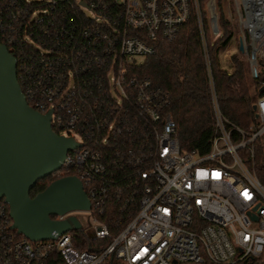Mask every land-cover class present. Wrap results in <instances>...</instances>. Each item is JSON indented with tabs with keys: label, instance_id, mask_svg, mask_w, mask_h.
I'll return each mask as SVG.
<instances>
[{
	"label": "built area",
	"instance_id": "2783aa9c",
	"mask_svg": "<svg viewBox=\"0 0 264 264\" xmlns=\"http://www.w3.org/2000/svg\"><path fill=\"white\" fill-rule=\"evenodd\" d=\"M31 1L54 5L58 0H0L1 39L11 42L12 38L5 36V31L16 30L19 21L41 22L49 18L46 9L27 11L25 7ZM77 2L94 22L80 29L78 36L87 43L86 57L104 66L102 84L107 88L108 101L92 106L82 104L76 97L73 75L68 70L64 76L66 83L44 84L43 98L36 101L33 108L41 113L52 110V129L79 143L66 154L61 168L54 173L62 177L70 168L75 170L91 203L88 211L96 221L86 230L87 237L111 239L104 247L94 250L75 246L71 231L54 233L53 239L30 240L11 228L8 205L0 200V264H178L200 263L204 259L215 264H232L262 257L264 186L241 151L252 155L253 143L264 136V92L253 105L257 123L247 131L236 127L240 138L234 141L233 127L227 126L211 83L214 132L210 150L200 154L180 147L175 122L164 112L167 97L152 90L148 80L128 77L125 73L128 65L139 63L154 52L152 41L159 36L172 39L192 15L208 63L198 0H114L120 7L115 20L102 19L86 3ZM231 2L238 27V47L241 43L250 75L256 78L259 58L264 61V0ZM209 4L214 11L215 0H207L205 9L211 32L217 36V18L215 16L217 31L214 32ZM26 40L37 47L44 58L52 53L51 48L35 43L28 34ZM62 47L61 43L59 48ZM76 53L79 54V50ZM57 60L65 62V52L61 51ZM124 102H129L136 114L145 118L143 126L151 125L157 130L150 165L138 172L146 179L138 209L124 227L110 237L108 227L98 219L108 192L109 172L94 145L97 141L105 144L121 132L126 119L123 116L121 120ZM136 120L135 116L133 121ZM92 141L94 144L90 146ZM128 154L132 151L128 150ZM129 162L126 160V164ZM69 213L52 218L63 220Z\"/></svg>",
	"mask_w": 264,
	"mask_h": 264
},
{
	"label": "trees",
	"instance_id": "16d2710c",
	"mask_svg": "<svg viewBox=\"0 0 264 264\" xmlns=\"http://www.w3.org/2000/svg\"><path fill=\"white\" fill-rule=\"evenodd\" d=\"M77 1L58 0L54 5L31 1L25 7L27 11L46 9L49 18L41 22L19 21L16 30L10 33L5 31V36L12 38L11 42L0 37V43H5L16 59L17 80L27 102L34 108V103L43 98L41 90L44 84L66 83L64 76L68 70L73 75L76 97L83 101L82 104L92 106L96 102L104 104L108 101L107 88L102 84L104 66L86 57L84 52L87 51V43L78 36L80 29L94 25V22L85 15ZM79 1L86 3L102 19L115 20L120 12L114 0ZM206 1L198 0L203 16L208 63L203 54L198 25L192 15L172 39L159 36L152 41L154 52L145 56L141 62L128 65L125 71L128 77L148 80L152 90L167 97L164 112L169 113L175 122V135L180 147L189 151L196 150L200 154L210 150L214 132L211 83L221 114L227 126L233 127L232 137L237 141L240 134L235 130L236 127L247 131L257 123L253 105L256 97L263 93L259 92V88L264 80V61L259 60L257 77L252 78L246 57L237 49L238 40L235 41L237 52L231 55L232 64L224 65L222 52L225 61V53L231 51L229 45L237 30L232 2L215 0L219 34L214 36L206 17ZM5 23L9 24L8 21ZM27 34L35 43L51 48L52 53L46 54L44 58L37 47L26 40ZM61 43L63 47L59 48ZM61 51L65 52V62L57 60ZM100 83L101 86L98 85ZM123 106L121 120L123 116L126 117L123 123L125 128L122 127L121 132L105 144L97 141L94 145L100 151L109 172L108 192L98 219L108 227L110 237L116 235L138 209L140 192L146 182L138 172L150 165L155 149L154 132L157 130L154 131L151 125L143 126L145 118L136 114L137 111L129 102H124ZM135 116L137 120L133 121ZM93 144V141L89 143L90 146ZM128 150L132 151L131 155ZM253 151V160L249 156L246 158L248 163L252 161L251 165L264 186V147L258 139L253 143ZM241 153L247 154L245 150ZM126 160L130 162L126 164ZM66 175H76V172L70 168ZM57 178V173H52L39 180L30 195L42 191ZM71 234L75 246L87 250L102 248L111 239L91 240L82 229H73ZM178 264L215 263L204 259L200 263ZM232 264L262 262L259 257L242 259Z\"/></svg>",
	"mask_w": 264,
	"mask_h": 264
},
{
	"label": "water",
	"instance_id": "95a60500",
	"mask_svg": "<svg viewBox=\"0 0 264 264\" xmlns=\"http://www.w3.org/2000/svg\"><path fill=\"white\" fill-rule=\"evenodd\" d=\"M238 49L243 51L241 43ZM51 113L28 104L17 80L16 59L0 43V200L8 205L11 228L30 240L53 239L54 233L80 229L75 216L63 220L52 216L91 207L75 175L59 177L30 195L35 184L60 169L66 154L79 146L72 137L52 129Z\"/></svg>",
	"mask_w": 264,
	"mask_h": 264
},
{
	"label": "rangeland",
	"instance_id": "374dc122",
	"mask_svg": "<svg viewBox=\"0 0 264 264\" xmlns=\"http://www.w3.org/2000/svg\"><path fill=\"white\" fill-rule=\"evenodd\" d=\"M214 13H215V16H216V18H217V11H216V7H215V10H214ZM209 14V13H208ZM209 16H210V14H209ZM217 20V19H216ZM236 40H238V27H237V30L235 31V33H234V37H233V40H232V44H230L229 46H231V52L229 53V55H228V61L227 62H225L224 61V56H223V52H222V62L224 63V65L225 66H229L230 64H232V62H233V58H232V53H234V52H237L236 51V48H235V41ZM237 49H238V46H237ZM224 51V50H223ZM238 51H239V49H238ZM240 52V51H239ZM241 53V52H240ZM242 55H244L243 53H241ZM245 56V55H244ZM259 60H261L260 58H259ZM258 97H256V99H257ZM75 138H76V140H79V137L78 136H75ZM258 141L262 144V146L264 147V136H261V137H259L258 138ZM245 153H246V151H245ZM243 154H244V152H243ZM242 154V155H243ZM254 151L252 152V155H250V154H246V155H243L245 158L247 157V156H249L250 157V159L251 160H253V158H254ZM250 160V162L248 163L249 164V166L254 170V168L252 167V165H251V161ZM254 172H255V170H254ZM255 174H256V172H255ZM257 176V175H256ZM258 178V177H257ZM259 180V179H258ZM70 215H72V216H75L78 220H79V222H80V224H81V228L80 229H82L84 232L86 231V230H88V229H90V228H92L95 224H96V221H94V218L92 217V215L90 214V212L89 211H85V210H74V211H70V213H69V216ZM261 262H262V264H264V255L261 257Z\"/></svg>",
	"mask_w": 264,
	"mask_h": 264
},
{
	"label": "bare ground",
	"instance_id": "6f19581e",
	"mask_svg": "<svg viewBox=\"0 0 264 264\" xmlns=\"http://www.w3.org/2000/svg\"><path fill=\"white\" fill-rule=\"evenodd\" d=\"M209 8H210V23L212 25L213 31L216 32L217 31V27H216V22H215V13L213 11L212 5L209 4ZM230 52H231L230 50L226 51V53H225V59L226 60L225 61H227L228 55H229Z\"/></svg>",
	"mask_w": 264,
	"mask_h": 264
}]
</instances>
